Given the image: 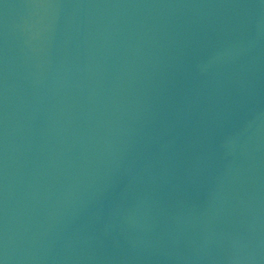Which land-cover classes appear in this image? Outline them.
<instances>
[{
  "label": "water",
  "instance_id": "1",
  "mask_svg": "<svg viewBox=\"0 0 264 264\" xmlns=\"http://www.w3.org/2000/svg\"><path fill=\"white\" fill-rule=\"evenodd\" d=\"M0 264H264V0H0Z\"/></svg>",
  "mask_w": 264,
  "mask_h": 264
}]
</instances>
